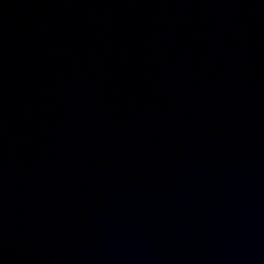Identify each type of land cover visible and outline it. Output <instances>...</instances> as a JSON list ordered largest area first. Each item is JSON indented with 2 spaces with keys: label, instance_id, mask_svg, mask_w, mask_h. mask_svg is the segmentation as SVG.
Wrapping results in <instances>:
<instances>
[{
  "label": "water",
  "instance_id": "95a60500",
  "mask_svg": "<svg viewBox=\"0 0 264 264\" xmlns=\"http://www.w3.org/2000/svg\"><path fill=\"white\" fill-rule=\"evenodd\" d=\"M0 264H264V0H0Z\"/></svg>",
  "mask_w": 264,
  "mask_h": 264
}]
</instances>
